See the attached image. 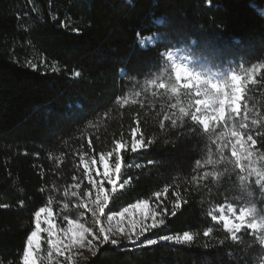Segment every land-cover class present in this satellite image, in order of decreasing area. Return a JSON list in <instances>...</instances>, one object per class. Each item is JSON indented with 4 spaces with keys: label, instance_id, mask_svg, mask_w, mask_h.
Wrapping results in <instances>:
<instances>
[{
    "label": "trees",
    "instance_id": "trees-1",
    "mask_svg": "<svg viewBox=\"0 0 264 264\" xmlns=\"http://www.w3.org/2000/svg\"><path fill=\"white\" fill-rule=\"evenodd\" d=\"M175 48L190 51L196 73L221 72V84L227 68L242 77L237 110L208 130L193 119V90L166 66L162 53ZM261 65L264 0H0V264H22L39 209L58 223L81 217L82 161L99 155L123 165L109 212L148 200L164 223L146 239L192 240L100 242L83 264H264V173H243L230 153L237 140L264 160ZM223 204L247 209L259 232L232 238L211 218Z\"/></svg>",
    "mask_w": 264,
    "mask_h": 264
},
{
    "label": "rangeland",
    "instance_id": "rangeland-1",
    "mask_svg": "<svg viewBox=\"0 0 264 264\" xmlns=\"http://www.w3.org/2000/svg\"><path fill=\"white\" fill-rule=\"evenodd\" d=\"M157 40L156 35L146 36L139 39V44L142 47L153 45ZM166 66L172 69L174 77L178 84L184 88L192 89L196 96V109L193 114V119L204 129L208 130L211 123H220L223 121L227 106H231L232 110H237V102L241 100V91L243 89L242 77L238 76L233 69L227 68L226 75L230 81L229 85L221 84L222 73L213 72L211 76L206 77L203 74L196 73L192 70L190 51L184 48L170 49L162 53ZM186 69L179 73L176 67ZM264 68V65L258 66L256 69ZM194 77H198L195 79ZM231 88L236 97L231 94ZM137 131H134L133 140L131 143L132 153H136L143 149L142 143L136 139ZM121 146H116V152L120 151ZM231 156L237 162L239 169L244 173V166L256 177L262 176L264 173V160L261 162L252 161L247 151L238 146L237 140L231 141L230 148ZM87 165V167H85ZM82 167L85 171L86 182L90 189L87 192L81 208L83 209L81 217L77 220H66L63 223H58L53 213L51 219L55 225L56 235L49 237L48 233L44 231L47 224L44 222L45 216H41V232L39 233V247L33 245V258L36 264H83L84 258L97 246L100 242H105V236L108 237L106 242L116 241L115 246H144L146 235L153 229V219L161 221V215L153 211L149 205V216L144 219L143 213L137 212L132 205L123 207L118 212H109V203L105 204L104 196L110 197L115 194L116 190L121 188L120 172L122 170V162L119 158L112 160L111 155H99L97 158L84 159ZM109 177L113 179L110 180ZM259 181V180H258ZM133 213L130 217L125 209ZM151 212H155L156 216L153 218ZM243 217V220L240 219ZM211 218L223 225L228 230L231 237L234 238L235 234L243 227L248 228L250 231L259 232V225L256 221H250L249 211L245 208L236 210L233 206L223 204L214 208L211 212ZM74 222L76 225H82L84 230V238L79 242H73L71 237L72 233L68 236L64 234V230L69 227V224ZM133 222L135 228L133 230ZM255 224L256 227L252 228L251 225ZM236 225H240L237 228ZM147 228L148 231L140 236L136 243H131L129 237L135 241L141 228ZM123 229V232L121 231ZM35 230V229H34ZM76 231V229H73ZM176 237L179 235H168ZM60 241L58 244L59 251L56 246H50L49 239ZM74 239H80L79 235ZM158 242H168L178 244L174 240L161 241L156 238ZM150 240V239H149ZM183 241L181 243H184ZM179 243V244H181ZM264 245V240L262 241ZM23 264V254L21 258Z\"/></svg>",
    "mask_w": 264,
    "mask_h": 264
},
{
    "label": "snow or ice",
    "instance_id": "snow-or-ice-1",
    "mask_svg": "<svg viewBox=\"0 0 264 264\" xmlns=\"http://www.w3.org/2000/svg\"><path fill=\"white\" fill-rule=\"evenodd\" d=\"M211 3V0H209V5ZM33 69H35V65H33ZM176 71L179 73L180 71H184L187 74V70L186 69H181L179 66L176 67ZM195 79H198V77H194ZM85 167H87V165H85ZM110 180H112V177H109ZM157 196H159V193L156 194ZM104 201L105 204L109 203V197L107 195L104 196ZM132 208H134L135 210H137V212H141L143 213V217L144 219H147L149 216V201L145 200V199H141L138 202H136L134 205L130 206ZM180 207V201L177 200L176 204H175V208H179ZM125 211L128 212L129 216L131 217L133 215L132 212L129 211V208L125 209ZM42 214H44L45 219L44 222L47 224V228L44 229V231H46L49 235V237H53L56 235L55 232V225L53 220L51 219L53 213L52 210L50 208H41L39 209L36 213H35V230L32 231L29 236L27 237L26 240V246L25 249L23 251V264H36V260L33 258V245L35 244L36 247H39V233L41 232V216ZM174 214V213H173ZM151 215L153 216V218L156 216L155 212H151ZM241 220H243V217H240ZM164 223L163 220L161 221H155V219H153V224L151 225V227L156 228L159 225H162ZM133 230L135 228V223L133 222ZM237 228H240V225H236ZM252 228H255L256 225L253 224L251 225ZM76 229V231H74L73 229ZM121 231L123 232V229H121ZM148 231L147 228L142 227L139 234L137 235V240H133L131 238V236L129 237V241L131 243H136L140 236H143L146 232ZM69 233H72L71 237H73L72 241L75 242H79L80 240H82L84 238V230H83V226L82 225H76L74 222L69 224V227L64 230V234L66 236L69 235ZM208 233L206 232L205 235H207ZM77 235H79L80 239H74V237H76ZM161 241H172L174 240L176 243H181L183 241H191L192 240V236L190 235L189 232H184L182 235L176 236V237H172V236H163L159 238ZM108 240V237L105 236V242ZM48 243L50 246H56L57 247V251H59V247L58 244L60 243V241H53L51 238L48 240ZM113 244L117 243L116 241H112ZM158 243L157 239H146L144 241V246H151Z\"/></svg>",
    "mask_w": 264,
    "mask_h": 264
}]
</instances>
